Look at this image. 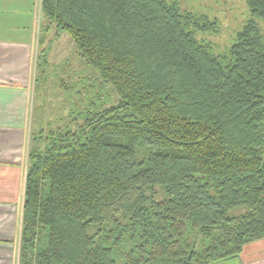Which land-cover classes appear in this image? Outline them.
I'll list each match as a JSON object with an SVG mask.
<instances>
[{"label":"trees","instance_id":"1","mask_svg":"<svg viewBox=\"0 0 264 264\" xmlns=\"http://www.w3.org/2000/svg\"><path fill=\"white\" fill-rule=\"evenodd\" d=\"M38 2L40 46L67 33L97 75L60 81L55 118L33 105L18 264H223L263 240L264 0L227 26L205 0ZM51 67L43 47L34 94Z\"/></svg>","mask_w":264,"mask_h":264},{"label":"crops","instance_id":"2","mask_svg":"<svg viewBox=\"0 0 264 264\" xmlns=\"http://www.w3.org/2000/svg\"><path fill=\"white\" fill-rule=\"evenodd\" d=\"M34 9H40L38 0L32 4L31 0H0V264L19 262L35 62L40 50L41 16L33 31Z\"/></svg>","mask_w":264,"mask_h":264},{"label":"rangeland","instance_id":"3","mask_svg":"<svg viewBox=\"0 0 264 264\" xmlns=\"http://www.w3.org/2000/svg\"><path fill=\"white\" fill-rule=\"evenodd\" d=\"M205 1L207 3L211 1L217 8L222 6L223 9L228 11L221 13V16L225 19V26H227V24L230 25V18H232V14H235L234 16L239 17V15L245 12L243 0ZM32 2L33 0H31V4ZM232 8H234L233 10L235 12H230ZM33 14L34 16L36 14L37 18V22H35L33 26L34 31V29L38 28V22L41 16L40 9L39 11L38 9H34ZM226 36H221L219 40L222 41ZM43 47L48 48L49 60L53 67H51V73L48 77V81L45 83H40L38 85V90H36L35 94H33V105L37 109V113L34 115L35 123L37 119L40 122V120L43 121L44 118L49 120L51 118L57 117V115L61 113L63 108L68 103L67 96L64 94V89L60 85V81L62 79H65V81L68 83L82 79L81 82L83 84L86 75L91 74L94 77L97 75V70H87L81 64V61L76 53V47L71 37L67 33L64 32L60 36L55 37L53 36V32H50L45 38V42L40 46V49ZM263 258L264 239L248 244L240 255L224 260L223 264H255L258 261H264Z\"/></svg>","mask_w":264,"mask_h":264}]
</instances>
